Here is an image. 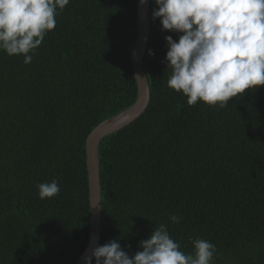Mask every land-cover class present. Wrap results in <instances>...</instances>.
<instances>
[{"label":"trees","instance_id":"obj_1","mask_svg":"<svg viewBox=\"0 0 264 264\" xmlns=\"http://www.w3.org/2000/svg\"><path fill=\"white\" fill-rule=\"evenodd\" d=\"M149 5V103L97 148L99 246L119 240L131 257L166 224L185 254L202 238L212 264H264V87L224 108L189 105L167 85L165 37L181 34L163 31ZM136 8L70 0L31 63L0 51V264H75L87 246L85 138L136 100ZM54 179L60 193L40 199L37 186Z\"/></svg>","mask_w":264,"mask_h":264},{"label":"clouds","instance_id":"obj_2","mask_svg":"<svg viewBox=\"0 0 264 264\" xmlns=\"http://www.w3.org/2000/svg\"><path fill=\"white\" fill-rule=\"evenodd\" d=\"M70 0H0V51L32 61L46 34L56 27L58 12ZM147 0H140L141 5ZM153 19L162 30L180 33L178 42L166 36V69L170 89L187 97L189 105L202 102L224 108L246 91L264 87V0H155ZM149 51V55H153ZM40 199L56 197L57 180L38 186ZM180 217L171 215L173 224ZM95 239V238H93ZM185 254L166 224L156 226L139 244L135 255L119 240L91 249L85 264H212L215 246L195 238Z\"/></svg>","mask_w":264,"mask_h":264},{"label":"water","instance_id":"obj_3","mask_svg":"<svg viewBox=\"0 0 264 264\" xmlns=\"http://www.w3.org/2000/svg\"><path fill=\"white\" fill-rule=\"evenodd\" d=\"M149 0L141 5L137 0L136 37L129 54V62L136 83L135 102L123 114L104 120L93 128L85 138V165L88 182L89 235L88 244L75 264H85V255H91V249L99 246L101 233L100 178L97 162L99 142L125 126L130 125L146 110L149 103L148 84L143 72V58L149 36ZM95 238V239H93Z\"/></svg>","mask_w":264,"mask_h":264},{"label":"rangeland","instance_id":"obj_4","mask_svg":"<svg viewBox=\"0 0 264 264\" xmlns=\"http://www.w3.org/2000/svg\"><path fill=\"white\" fill-rule=\"evenodd\" d=\"M136 90H137V89H136ZM124 110H125V109H124ZM119 114H123V111H121V112L115 114L114 116H117V115H119ZM114 116H112V117H114ZM110 118H111V117H110ZM97 162H98V159H97ZM98 168H99V166H98Z\"/></svg>","mask_w":264,"mask_h":264}]
</instances>
